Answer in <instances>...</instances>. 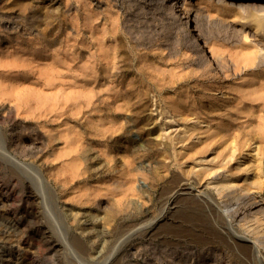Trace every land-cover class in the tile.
Instances as JSON below:
<instances>
[{
	"label": "rangeland",
	"instance_id": "1",
	"mask_svg": "<svg viewBox=\"0 0 264 264\" xmlns=\"http://www.w3.org/2000/svg\"><path fill=\"white\" fill-rule=\"evenodd\" d=\"M253 1L187 0V21L165 0H0L1 135L29 164L10 172L0 154V264H264V10ZM177 124L199 140L173 145L164 131ZM246 150L263 170L248 193L221 197L191 169L210 157L225 172Z\"/></svg>",
	"mask_w": 264,
	"mask_h": 264
},
{
	"label": "bare ground",
	"instance_id": "2",
	"mask_svg": "<svg viewBox=\"0 0 264 264\" xmlns=\"http://www.w3.org/2000/svg\"><path fill=\"white\" fill-rule=\"evenodd\" d=\"M166 3L168 4V6H170L169 8L172 9L176 15L178 16H182L183 14V18H187V21L189 20V10H188V2L187 0H165ZM220 2H224L227 3H243L245 2V0H219ZM224 3V4H225ZM253 3L258 6V8H262V10H264L263 8V5H264V0H256V1H253ZM223 4V3H222ZM221 5V3H220ZM212 6V5H211ZM219 5L218 4H213V7H218ZM222 6V5H221ZM262 6V7H260ZM220 6L218 7V10H219ZM262 14H260L261 16ZM260 20V19H259ZM256 23L257 25H259V27L261 26L262 28H264V19L260 20ZM189 25V28L191 29L192 25L191 24H188ZM193 30V29H191ZM192 34H194V31H191ZM199 34L197 33L196 36H198ZM214 57V54L211 52V59ZM166 121H172L173 122V119L172 118H164V122ZM198 124V123H197ZM3 131V130H2ZM1 131V128H0V154L1 156H3V158H5V160L7 159L10 163H9V166L10 167V172L13 171V172H17V171H26L25 169L26 168V162H23L22 160H18L16 158V156L11 153V151H9V149L7 148V144H6V139H4L3 135L1 134H4L3 132ZM164 133L166 134V136L168 138H171L172 140V143L173 145L175 146H180V145H183V144H186L188 143L192 138L194 139H197L199 140V135H194V133L192 132V128L190 125L188 124H177L173 127H169L167 130L164 131ZM179 151V150H178ZM252 150H246L244 152V154L242 155V157L244 158H239L236 162H235V165L229 169L227 168V170L225 172H223V166H221L220 164H217V165H212L211 163H209V158H197V160H195V164L192 165L191 169L197 174V175H200V180H199V183L201 185H206L207 187H211L213 189H215L218 193V195H220L221 197L223 196H229V195H233L235 193H248L250 192L251 190H254V188H257V187H262L260 184V178L263 174V170H262V163H261V157L260 158H252L254 157V155L256 154V150L254 152H251ZM234 155V151L232 150L231 151V154H230V159L233 157ZM1 159V158H0ZM212 159V158H211ZM212 161V160H211ZM210 161V162H211ZM26 163V164H25ZM223 165V163H221ZM29 165V164H27ZM31 167H34L35 166H32L30 165ZM29 166V167H30ZM28 167V168H29ZM30 169V168H29ZM27 170V171H30V170ZM37 170V169H35ZM34 171V170H33ZM37 173L34 174V178H35V182L40 185L38 186L39 189H37V191L35 192L34 189L32 188L31 189V193L32 195L36 196L37 195V192L39 191V197H43L44 195V192L46 191L47 189V185L45 184V180L43 181V177H41L42 175H40V173L38 171H35ZM19 173V172H18ZM27 174V173H26ZM207 174H210V177L211 179L209 178V180H205L204 179V176ZM32 175V173H31ZM196 176V175H195ZM250 177H254L257 179V183L256 184H251V180H250ZM34 180V179H33ZM196 180V179H195ZM198 180V178H197ZM30 184V183H29ZM33 185V184H32ZM31 188V186H30ZM178 189V188H177ZM180 189V188H179ZM230 189L229 192H227V190ZM211 190V189H210ZM50 191V190H49ZM177 191V190H176ZM185 193V192H184ZM48 194V193H47ZM178 194V193H177ZM1 195V194H0ZM49 195V194H48ZM177 196V195H176ZM201 196V195H200ZM197 197V198H200ZM203 196V195H202ZM246 196V195H245ZM51 197V196H50ZM236 197V196H235ZM52 198V197H51ZM203 198V197H202ZM2 199H4L3 195L0 196V202L2 201ZM53 199V198H52ZM201 200V198H200ZM202 201V200H201ZM173 202V200H172ZM203 202H206L207 204H210L211 207H213L218 216L220 217L221 221L222 222H226L227 224H232L230 222V219L232 218L231 217V213H229V210L228 209H221L220 205L222 204V202L220 200H217L216 198L208 195V196H205L203 198ZM224 202V201H223ZM46 203V202H45ZM205 203V204H206ZM44 204V202H43ZM47 205V204H46ZM45 205V206H46ZM228 205V204H227ZM226 205V206H227ZM56 206V205H55ZM225 206V205H224ZM225 206V207H226ZM230 207V206H229ZM228 207V208H229ZM48 208V206H47ZM49 209V208H48ZM49 211V210H48ZM231 211V210H230ZM46 212V210L44 211ZM49 212H52L49 211ZM47 213V212H46ZM53 214V213H52ZM50 214V215H52ZM53 216V215H52ZM233 216V215H232ZM2 218V217H1ZM7 219V224L9 226H11L12 228H16V221H14L13 219L11 218H5ZM49 219V218H48ZM219 219V218H218ZM214 221V220H213ZM159 222V221H158ZM228 228V230L230 231V233L232 235H234L236 237V239H242L244 241H246L247 243H249V245H251V247L253 246H256L255 245V241H252L251 238L247 237L246 235H241V234H238L235 230V228L233 226H230V227H226ZM62 237V235H61ZM59 238V237H58ZM230 239V238H229ZM231 241V240H230ZM71 242V241H70ZM75 242V241H74ZM80 242V241H79ZM66 244V243H65ZM59 245V244H58ZM74 245V244H73ZM82 245V244H81ZM2 246V245H1ZM10 247L15 250L16 248L13 246V245H10ZM9 247V248H10ZM17 247V246H16ZM59 247V246H58ZM73 247V246H72ZM71 247V248H72ZM3 248V247H2ZM78 248V246H77ZM4 249V248H3ZM8 249V248H7ZM62 249V248H61ZM10 250V249H9ZM18 250V249H17ZM63 250V249H62ZM77 250V249H76ZM80 250V249H79ZM4 251V250H3ZM19 251V250H18ZM68 251V249H67ZM15 252V251H14ZM66 252V251H65ZM13 253V252H12ZM69 253V252H68ZM18 254V253H16ZM15 254V255H16ZM70 254V253H69ZM1 255V254H0ZM8 256V255H7ZM15 258V256H13ZM13 258V259H14ZM2 259V258H1ZM4 259V258H3ZM18 260V258H15V260ZM10 261V260H9Z\"/></svg>",
	"mask_w": 264,
	"mask_h": 264
}]
</instances>
